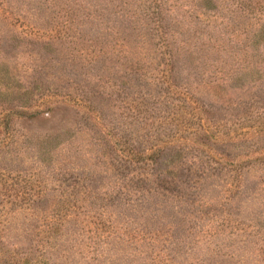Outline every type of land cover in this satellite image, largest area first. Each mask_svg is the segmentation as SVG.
I'll use <instances>...</instances> for the list:
<instances>
[{"label": "rangeland", "instance_id": "1", "mask_svg": "<svg viewBox=\"0 0 264 264\" xmlns=\"http://www.w3.org/2000/svg\"><path fill=\"white\" fill-rule=\"evenodd\" d=\"M0 264H264V0H0Z\"/></svg>", "mask_w": 264, "mask_h": 264}]
</instances>
